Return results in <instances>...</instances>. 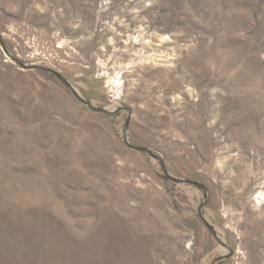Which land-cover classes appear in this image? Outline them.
<instances>
[{
	"label": "rangeland",
	"instance_id": "1",
	"mask_svg": "<svg viewBox=\"0 0 264 264\" xmlns=\"http://www.w3.org/2000/svg\"><path fill=\"white\" fill-rule=\"evenodd\" d=\"M0 264H264V0H0Z\"/></svg>",
	"mask_w": 264,
	"mask_h": 264
},
{
	"label": "trees",
	"instance_id": "2",
	"mask_svg": "<svg viewBox=\"0 0 264 264\" xmlns=\"http://www.w3.org/2000/svg\"><path fill=\"white\" fill-rule=\"evenodd\" d=\"M55 75L57 76V77H61L58 73H55ZM62 78V77H61Z\"/></svg>",
	"mask_w": 264,
	"mask_h": 264
},
{
	"label": "water",
	"instance_id": "3",
	"mask_svg": "<svg viewBox=\"0 0 264 264\" xmlns=\"http://www.w3.org/2000/svg\"><path fill=\"white\" fill-rule=\"evenodd\" d=\"M64 80V79H63Z\"/></svg>",
	"mask_w": 264,
	"mask_h": 264
}]
</instances>
